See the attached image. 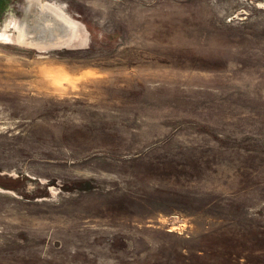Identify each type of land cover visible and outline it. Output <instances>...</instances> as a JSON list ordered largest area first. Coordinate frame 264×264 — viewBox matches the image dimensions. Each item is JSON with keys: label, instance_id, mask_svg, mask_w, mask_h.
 <instances>
[{"label": "rangeland", "instance_id": "374dc122", "mask_svg": "<svg viewBox=\"0 0 264 264\" xmlns=\"http://www.w3.org/2000/svg\"><path fill=\"white\" fill-rule=\"evenodd\" d=\"M0 264H264V0H0Z\"/></svg>", "mask_w": 264, "mask_h": 264}, {"label": "bare ground", "instance_id": "6f19581e", "mask_svg": "<svg viewBox=\"0 0 264 264\" xmlns=\"http://www.w3.org/2000/svg\"><path fill=\"white\" fill-rule=\"evenodd\" d=\"M55 16H56V15H55ZM21 20H22V19H21ZM8 21H9V19L6 20V22H5L4 26H3L4 29H5V26H6V24L8 23ZM18 22H19V21H18ZM18 25H19V24H18ZM19 35H20V34H19ZM18 39H20V38H18ZM23 41H24V40H23ZM23 41H22V42H23Z\"/></svg>", "mask_w": 264, "mask_h": 264}]
</instances>
